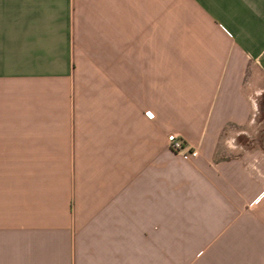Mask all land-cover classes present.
Listing matches in <instances>:
<instances>
[{
    "label": "crops",
    "instance_id": "0c3cea01",
    "mask_svg": "<svg viewBox=\"0 0 264 264\" xmlns=\"http://www.w3.org/2000/svg\"><path fill=\"white\" fill-rule=\"evenodd\" d=\"M263 98L264 0H0V264H264Z\"/></svg>",
    "mask_w": 264,
    "mask_h": 264
},
{
    "label": "built area",
    "instance_id": "2783aa9c",
    "mask_svg": "<svg viewBox=\"0 0 264 264\" xmlns=\"http://www.w3.org/2000/svg\"><path fill=\"white\" fill-rule=\"evenodd\" d=\"M167 141L169 143V147L173 151L180 153L182 158L188 159L197 156V151L192 149H187L184 143L182 142V140L179 139L175 133L169 134L167 136Z\"/></svg>",
    "mask_w": 264,
    "mask_h": 264
},
{
    "label": "rangeland",
    "instance_id": "374dc122",
    "mask_svg": "<svg viewBox=\"0 0 264 264\" xmlns=\"http://www.w3.org/2000/svg\"><path fill=\"white\" fill-rule=\"evenodd\" d=\"M258 108H259V113L257 114L256 120L261 121L262 125H264V98L261 99Z\"/></svg>",
    "mask_w": 264,
    "mask_h": 264
}]
</instances>
